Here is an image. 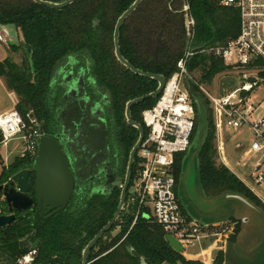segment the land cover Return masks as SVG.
Masks as SVG:
<instances>
[{
  "label": "trees",
  "instance_id": "obj_1",
  "mask_svg": "<svg viewBox=\"0 0 264 264\" xmlns=\"http://www.w3.org/2000/svg\"><path fill=\"white\" fill-rule=\"evenodd\" d=\"M43 1L60 3L65 0ZM134 1L77 0L63 10H52L31 0H0V25H15L22 38L20 44H9V48L13 52L22 49L26 55L20 64L11 58L0 63V79L5 89L18 99L16 110L22 116L33 111L41 120L53 74L72 56L89 60L95 81L109 92L118 114L126 102L154 92L157 88L154 80L134 75L114 56L115 24ZM185 4L195 22L192 43L195 55L187 61L186 69L189 74L199 75L197 83H186L195 112L190 144L195 139L201 117L204 122V137L197 153L199 186L207 198L240 195L264 212L256 197L218 161L212 110L198 88L200 84L211 85L218 75L237 68L259 70L258 77L264 80V60H256L245 67H231L202 52L208 47L223 46L237 37L238 11L220 6L217 0H142L120 30L121 54L136 69L169 80L178 71L177 64L187 48L182 11ZM93 23H96L95 27ZM156 101L157 98L148 99L132 108L133 118L142 126L141 113L153 107ZM185 155L186 151L175 155L176 187L183 172ZM0 165L2 184L21 170H32L34 161L28 157H15L4 165L0 157ZM83 205H71L47 221L39 218L36 206L34 211L16 214L15 220L0 231V262L12 264L30 249H37L35 264H81L83 249L111 220L118 201L94 197ZM130 206L129 213L126 215L124 211L127 205L110 230L119 227V233L105 240L110 231L107 232L91 250L90 264H141V259L146 264H202L186 260L182 254L173 251L165 241L162 228L142 215L136 218L137 207ZM180 207L183 211L181 204ZM134 217L136 220L132 224ZM230 262L228 255L218 251L212 264Z\"/></svg>",
  "mask_w": 264,
  "mask_h": 264
},
{
  "label": "built area",
  "instance_id": "obj_2",
  "mask_svg": "<svg viewBox=\"0 0 264 264\" xmlns=\"http://www.w3.org/2000/svg\"><path fill=\"white\" fill-rule=\"evenodd\" d=\"M222 7L235 8L239 14V34L223 46L208 47L202 52L220 59L226 66L245 67L256 60H264V0H217ZM187 37V48L178 62V71L166 80L165 86L153 107L141 113L145 136L138 152V172L134 191L136 218L142 215L162 228L182 247L212 242L224 249L231 225H203L187 217L179 204L173 174L175 155L189 146L195 112L189 89L186 63L194 55L192 43L195 22L189 6L182 8ZM0 41H4L0 34ZM190 81L196 83L190 78ZM208 99L213 114L218 159L230 170L226 156V141L233 132L247 131L250 142L236 145V165L241 171L240 181L264 207V115L256 117L257 106L250 103L252 87L227 85V89L214 95L198 86ZM249 94V95H247ZM12 108L0 114V148L10 142L19 144L20 154L35 161L41 137L39 121L33 111L22 116L17 110L18 99L10 95ZM236 176V175H235ZM135 218V220H136ZM37 249H30L17 257L12 264H35ZM0 264H6L0 262ZM42 264V263H38Z\"/></svg>",
  "mask_w": 264,
  "mask_h": 264
},
{
  "label": "flooded vegetation",
  "instance_id": "obj_3",
  "mask_svg": "<svg viewBox=\"0 0 264 264\" xmlns=\"http://www.w3.org/2000/svg\"><path fill=\"white\" fill-rule=\"evenodd\" d=\"M128 102L118 114L109 92L95 81L86 58L68 57L54 72L43 118L38 121L41 136L60 147L72 177V195L63 211L71 205L84 206L94 197L114 198L119 205L124 189V208L135 205L138 152L145 129L133 118L132 107L131 120L141 126L143 138L129 168L131 153L140 134L137 127L127 120ZM128 171L130 178L127 182ZM29 172L30 195L33 197L34 165ZM36 208L42 221L55 216H50L52 212L46 210L41 215ZM28 211H34V206L23 214Z\"/></svg>",
  "mask_w": 264,
  "mask_h": 264
},
{
  "label": "water",
  "instance_id": "obj_4",
  "mask_svg": "<svg viewBox=\"0 0 264 264\" xmlns=\"http://www.w3.org/2000/svg\"><path fill=\"white\" fill-rule=\"evenodd\" d=\"M31 1L39 6L52 10H63L77 0H65L60 3H52L43 0ZM141 2L142 0H135L127 8V10L121 14V16L117 19L113 32L114 56L117 62L134 75L154 80L157 83V88L154 92L135 98L126 104L127 120L130 125L137 127L140 134L139 141L131 153L129 168L131 167L134 153L143 138V130L140 125L131 120L130 110L132 107L139 105L148 99L158 98L166 83V79L162 75L145 73L136 69L127 60H125L121 54L118 40L120 30L129 16L139 7ZM93 26L95 27L96 23H93ZM0 34L3 36L4 41L8 44L18 45L20 43L18 29L13 24L0 25ZM34 174L35 184L33 197L30 195L31 185L29 170H21L12 175L7 182L0 184V231L15 220L16 214H22L32 206H37L41 215L44 214L43 210L52 212L50 216L59 214L67 207L73 191L72 177L60 147L44 135H42L39 139L37 156L34 161ZM129 178L130 171H128L127 182L129 181ZM125 197L126 195L124 189L121 195L120 203L111 220L87 243L83 249L81 264H90L89 256L91 250L101 237L111 230L113 225L118 220L125 205ZM222 197L237 199L255 212H263L240 195L227 194L219 198ZM186 206L187 207H183L189 215L188 217L203 225H231L232 229L230 234L225 239L223 252L228 256L231 254L238 264H264V236L261 231H258L259 227L251 223L249 217L228 215L224 217L220 216L218 219H206L196 215L195 212H189L187 208L190 209V206ZM165 241L176 253L181 254L183 252V247L171 236L165 235ZM141 264H146L143 259H141Z\"/></svg>",
  "mask_w": 264,
  "mask_h": 264
},
{
  "label": "rangeland",
  "instance_id": "obj_5",
  "mask_svg": "<svg viewBox=\"0 0 264 264\" xmlns=\"http://www.w3.org/2000/svg\"><path fill=\"white\" fill-rule=\"evenodd\" d=\"M20 35V34H19ZM22 41L20 35V43ZM19 43V44H20ZM26 56L24 51L21 49L17 52L11 51L9 48V44L4 41H0V63L5 58H11V60L20 64L22 58ZM259 70L256 69H247L245 68H237L234 71L228 72L226 74L218 75L214 78L211 85H201L203 89H205L209 94L216 95L222 92L224 89H227V85L231 87H238L244 84H248L253 87L252 92L249 95L250 103L254 106H257L258 109L256 111L255 116L260 117L264 115V80L258 77ZM198 74H189V78L194 80L196 83L198 81ZM253 80V82H251ZM8 92L2 86V82L0 79V111L5 108H10L11 104L8 99ZM202 115V114H201ZM204 137V122L201 117V123L198 127V131L196 133L195 139L192 144L189 143V146L186 150L185 160H184V172L181 178L180 183L176 187L177 196L183 206H190V209L187 208L189 212H192L202 218L206 219H218L220 216H246L249 217L251 223L255 226L259 227L258 231H261L264 236V212H255L252 209H249L247 205L243 202L234 199V198H207L198 184L197 179V171H198V159L197 153L198 149L203 141ZM251 140V136L247 131L233 132L230 135V138L227 137L226 141V156L230 163V171L236 175L238 179H240L241 171L236 165L238 159V151L236 150V145L241 144L243 146L247 145ZM0 153L2 158V162L4 165H8L12 160L19 156L20 149L19 144L16 141L10 142L7 147H1ZM6 159V164L5 160ZM219 161V159H218ZM2 166L0 165V173ZM131 207V206H130ZM129 205L125 208V214L129 213ZM263 213V214H262ZM127 215V214H126ZM136 217V212H135ZM135 217L133 219L132 224L135 223ZM123 218L120 223L124 220ZM119 233V227L114 228L107 235L105 240H108ZM217 250L216 244L212 242H207L203 244H194L193 246H189L184 248L181 253L182 256L186 260L199 262L202 264H210L215 257ZM219 251H222L220 248Z\"/></svg>",
  "mask_w": 264,
  "mask_h": 264
},
{
  "label": "crops",
  "instance_id": "obj_6",
  "mask_svg": "<svg viewBox=\"0 0 264 264\" xmlns=\"http://www.w3.org/2000/svg\"><path fill=\"white\" fill-rule=\"evenodd\" d=\"M1 42H4V41H1ZM2 82V81H1ZM2 86L4 87V84H3V82H2ZM5 88V87H4ZM7 91V90H6ZM8 92V91H7ZM12 93H10V92H8V99H9V102H10V104H11V107L9 108H5L4 110H2V111H0V114H2V113H5V112H7V111H9L11 108H12V103H11V100H10V95H11ZM0 157H2L1 156V153H0ZM3 158V157H2ZM3 160H5V164H6V159H3ZM11 163V162H10ZM179 203H180V201H179ZM181 204V203H180ZM182 205V204H181ZM182 208H183V211L185 212V214H186V216L188 217L189 215L187 214V212H186V210L184 209V207L182 206ZM220 249H218L217 248V250H216V253L219 251ZM214 259V258H213ZM229 259L232 261V262H230L229 264H238V262L231 256V254H229ZM212 262H213V260H212ZM212 262L210 263V264H212Z\"/></svg>",
  "mask_w": 264,
  "mask_h": 264
}]
</instances>
